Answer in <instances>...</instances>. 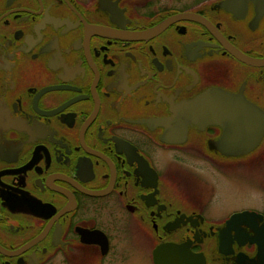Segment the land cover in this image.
<instances>
[{"label": "flooded vegetation", "instance_id": "1", "mask_svg": "<svg viewBox=\"0 0 264 264\" xmlns=\"http://www.w3.org/2000/svg\"><path fill=\"white\" fill-rule=\"evenodd\" d=\"M157 250L264 264V0H0V264Z\"/></svg>", "mask_w": 264, "mask_h": 264}, {"label": "water", "instance_id": "2", "mask_svg": "<svg viewBox=\"0 0 264 264\" xmlns=\"http://www.w3.org/2000/svg\"><path fill=\"white\" fill-rule=\"evenodd\" d=\"M252 218L253 217H252L251 213H249V212L237 214L231 220L228 221L227 226L230 228V227H232V225L235 226L237 223H239L242 220L246 221V223L247 222L249 223L252 220ZM158 252L160 253V250H157L155 252V261L157 264L160 261V259H158Z\"/></svg>", "mask_w": 264, "mask_h": 264}, {"label": "rangeland", "instance_id": "3", "mask_svg": "<svg viewBox=\"0 0 264 264\" xmlns=\"http://www.w3.org/2000/svg\"><path fill=\"white\" fill-rule=\"evenodd\" d=\"M247 170H248L249 176H245V181H247V182H251L252 181L253 182L256 179H258V177H257L258 176L257 175L258 170L257 169H253V168L252 169H250V168L248 169V167H247ZM244 202L245 203H250V204H253V205H260L261 204V202L258 200V198L255 199L253 197V199H252V197H251V195L249 193H246V199L244 200Z\"/></svg>", "mask_w": 264, "mask_h": 264}]
</instances>
